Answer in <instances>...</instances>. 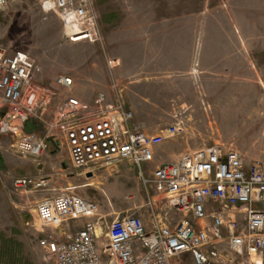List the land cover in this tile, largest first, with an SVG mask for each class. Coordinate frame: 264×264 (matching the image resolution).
<instances>
[{
  "label": "rangeland",
  "instance_id": "1",
  "mask_svg": "<svg viewBox=\"0 0 264 264\" xmlns=\"http://www.w3.org/2000/svg\"><path fill=\"white\" fill-rule=\"evenodd\" d=\"M92 1L101 43L69 42L45 0H10L0 8V45L36 58L39 86L52 89L57 76L70 75L69 94L82 101L109 95L107 63L113 60L135 122L149 131L182 122V132L156 148V162L221 143L246 163L264 165V0ZM15 141L0 134V264H54L38 245L46 231L36 211L57 193L97 202L108 219L129 212L149 223L146 193L132 164L85 175L71 164L62 137L37 157L18 152ZM23 176L41 185L16 189L14 180Z\"/></svg>",
  "mask_w": 264,
  "mask_h": 264
},
{
  "label": "built area",
  "instance_id": "2",
  "mask_svg": "<svg viewBox=\"0 0 264 264\" xmlns=\"http://www.w3.org/2000/svg\"><path fill=\"white\" fill-rule=\"evenodd\" d=\"M9 1L0 0V8ZM44 4L58 13L69 42H102L92 0ZM107 65L109 95L82 101L69 94L70 75L57 76L52 89L39 86L36 58L0 45V134L34 157L43 154L49 138L62 137L71 164L85 175L132 164L146 193L148 224L129 212L108 219L111 214L102 213L97 202L74 193L43 198L36 211L46 231L39 247L54 264H264L263 163H246L238 150L221 143L156 162V148L180 134L182 122L157 132L135 122L113 73L116 64ZM29 122L41 124L44 135L27 131ZM40 185L30 176L14 180L18 190ZM81 218L86 220L77 229H66Z\"/></svg>",
  "mask_w": 264,
  "mask_h": 264
},
{
  "label": "trees",
  "instance_id": "3",
  "mask_svg": "<svg viewBox=\"0 0 264 264\" xmlns=\"http://www.w3.org/2000/svg\"><path fill=\"white\" fill-rule=\"evenodd\" d=\"M35 126H36V124L34 123V122H29L27 125H26V130L27 131H36L35 129Z\"/></svg>",
  "mask_w": 264,
  "mask_h": 264
},
{
  "label": "crops",
  "instance_id": "4",
  "mask_svg": "<svg viewBox=\"0 0 264 264\" xmlns=\"http://www.w3.org/2000/svg\"><path fill=\"white\" fill-rule=\"evenodd\" d=\"M130 85H132V82H131V84H130ZM129 87H130V86H129ZM151 131H152V132H157V130H156V129H154V128H153V129H151ZM156 150H157V149H156ZM164 162H168V161H164ZM76 222H77V221H76ZM73 231H74V230H73Z\"/></svg>",
  "mask_w": 264,
  "mask_h": 264
},
{
  "label": "water",
  "instance_id": "5",
  "mask_svg": "<svg viewBox=\"0 0 264 264\" xmlns=\"http://www.w3.org/2000/svg\"><path fill=\"white\" fill-rule=\"evenodd\" d=\"M48 141L52 142V139L49 138Z\"/></svg>",
  "mask_w": 264,
  "mask_h": 264
},
{
  "label": "bare ground",
  "instance_id": "6",
  "mask_svg": "<svg viewBox=\"0 0 264 264\" xmlns=\"http://www.w3.org/2000/svg\"><path fill=\"white\" fill-rule=\"evenodd\" d=\"M254 260H256V258H254ZM257 261V260H256ZM259 263V261H257Z\"/></svg>",
  "mask_w": 264,
  "mask_h": 264
}]
</instances>
